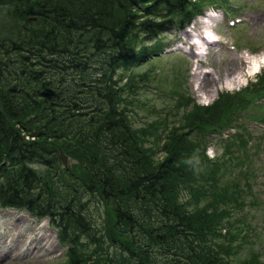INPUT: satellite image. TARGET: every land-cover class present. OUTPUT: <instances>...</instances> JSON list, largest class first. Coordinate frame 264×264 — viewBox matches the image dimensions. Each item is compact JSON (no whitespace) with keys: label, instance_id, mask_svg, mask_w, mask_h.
I'll return each mask as SVG.
<instances>
[{"label":"trees","instance_id":"obj_1","mask_svg":"<svg viewBox=\"0 0 264 264\" xmlns=\"http://www.w3.org/2000/svg\"><path fill=\"white\" fill-rule=\"evenodd\" d=\"M200 1L0 0L15 27L0 36V208L48 217L64 264H261L224 223L223 194H243L225 186L232 161L198 167L191 119L167 125L176 106L136 127L116 77L157 56L172 16Z\"/></svg>","mask_w":264,"mask_h":264},{"label":"rangeland","instance_id":"obj_2","mask_svg":"<svg viewBox=\"0 0 264 264\" xmlns=\"http://www.w3.org/2000/svg\"><path fill=\"white\" fill-rule=\"evenodd\" d=\"M211 8L220 13L215 29L218 39L215 46L209 47L208 55L203 60L200 59L202 61L194 60V56L190 53L195 47L188 44L184 37L172 29L164 32L165 36L161 34L160 41L164 40L162 45L166 46L174 44L175 49L178 50L162 56L157 54V57L127 71L119 69L116 77L118 80L119 75H122L123 97H127L132 105L133 114L128 113V115L131 116L136 127L154 119L163 118L165 113L174 106H176V114L167 125L178 126L191 118L194 104L199 106L206 103L211 104L218 98V95H223L224 103L219 105L222 107V112L225 108H230V105L236 106L234 111L246 109L245 112L233 115V118L240 116L241 126H245L242 131L250 129L253 132L247 130L246 138L250 137L251 140L258 138L261 141V160L256 162V157L253 158V154H249L251 150L246 152V147H241V151L251 164L258 166L262 163V166L258 168L247 163L241 166V169L233 168V173H236L238 168V171L242 172V176L248 178L241 181L240 186L245 188L247 185L249 193L245 196L238 193L236 204L230 201L228 192L223 194V201H227L234 208L231 211L232 216L224 223L232 228L231 234L235 238L233 244L244 247L245 250L241 248L244 255L250 251L255 252V257L261 264H264V96L261 99L254 97L258 93V89L264 91V68L261 69L259 75L255 74L248 83L236 87L234 90L221 89L226 75L234 76L239 69L248 70L249 64H244L243 56H261L264 51V0L200 1L195 3V11H190V7L186 9L189 11L187 18L184 16L176 18L172 16V18L177 24L185 27L184 32H187L193 27L196 28L195 24L202 21L201 18L193 20V14L215 15ZM11 11L10 5L8 7L0 6V36L9 35V31L13 33L15 31ZM191 21H193L192 24ZM230 21H232L231 24ZM197 61L201 65L202 72L206 74L204 87L206 91H199L198 88L201 87L202 82L200 79L196 80L194 76ZM209 76H213L215 79L220 76L221 83L217 85L218 94L215 96L212 93L211 97L200 99V95L207 93V89L210 87ZM132 82L138 86L132 88L130 86ZM180 88H183V92H179L180 97L177 98L174 92ZM250 100H253L254 103L249 104ZM125 102L126 100H124ZM247 104H249V108ZM254 107L256 109H253ZM222 112L210 111L205 120L210 125L222 126L226 118ZM215 114H218L217 119L209 118ZM168 118L171 119V116L168 115ZM216 130H219L221 134L214 133L212 135L206 149L207 157L209 160H220L223 152L228 157L233 156L235 148L227 149V147L233 140L228 139V133L234 134V129ZM191 131L189 130L188 134ZM200 131L198 132L201 133ZM224 139H228V141H224L223 144ZM192 145L200 147L201 141L195 138ZM258 148L256 146V149ZM160 153L165 155L164 152ZM157 157H160L159 153H157ZM252 158L253 162H251ZM232 166L234 165L232 164ZM64 167L75 169L76 165L72 161L66 160ZM243 168H246L247 171ZM248 174H252V176H245ZM57 178L64 177L59 173ZM230 183L229 179L225 186L231 187ZM242 200L243 204H241ZM238 220L240 222H237ZM32 230L33 233L30 234ZM83 241L85 242V240ZM92 249V246L85 247L86 251ZM65 250L66 247L58 243L57 233L45 219L34 220L23 211L0 210V260L5 257L10 258L5 264H13L16 260L18 264H64ZM108 252L114 259H119L118 254H112L110 246ZM96 258L97 255H93L92 262L95 263ZM97 261L99 264H105L104 258H98ZM107 262L111 264L108 258Z\"/></svg>","mask_w":264,"mask_h":264},{"label":"bare ground","instance_id":"obj_3","mask_svg":"<svg viewBox=\"0 0 264 264\" xmlns=\"http://www.w3.org/2000/svg\"><path fill=\"white\" fill-rule=\"evenodd\" d=\"M195 25H197L196 28H193V30H191L189 33H184L185 41L188 44L193 45L196 48L195 50H197L196 53L195 52L190 53L194 56V60L199 59V57H202L203 54H205L204 50L208 46V43H209V45L210 44L213 45L211 42L213 39H216L214 37V34L212 33V30L210 29V20L209 19H205L201 22H198ZM6 29H8V28H6ZM6 29H4V30H6ZM211 38H213V39L210 40ZM243 59H244V64H249L248 71H247V73L249 75L254 74L255 71L261 70V68H264V51L261 53V56H255V57L243 56ZM200 67H201V65H200L199 61H197V65L194 69V76H195L196 80L200 79L202 82L201 87L198 88L199 91L201 92V91H206L204 88L205 84H206V78H205L206 74H205V72H202ZM242 70L243 69H239L238 72L234 76L226 75L224 77V81H223L221 89L224 88V89H228V90H233L236 87L242 86L245 82V79H244L245 74ZM209 78H210V87L207 89V93L200 95V99H207V98L211 97L212 93L215 95V93L218 91L217 85L221 83L220 76H218L217 79H215L213 76H209ZM195 83H197V81H195ZM245 180H246V178H243L242 181H245ZM233 185H235V183H232V186ZM241 190L243 192V194H241V196L248 195L249 188L247 185L245 186V188L240 186V191ZM32 233H33V230L30 231V234H32ZM8 259H10V258L5 257L4 259H1L0 264H5V262ZM13 264H18L17 260L14 261Z\"/></svg>","mask_w":264,"mask_h":264},{"label":"water","instance_id":"obj_4","mask_svg":"<svg viewBox=\"0 0 264 264\" xmlns=\"http://www.w3.org/2000/svg\"><path fill=\"white\" fill-rule=\"evenodd\" d=\"M46 95H48V96H53V95H54V92L51 91V90H49V89H47V90H46Z\"/></svg>","mask_w":264,"mask_h":264}]
</instances>
